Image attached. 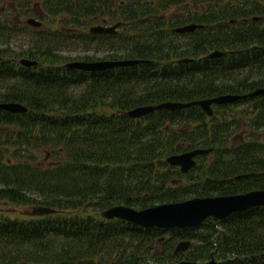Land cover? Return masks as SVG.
I'll return each mask as SVG.
<instances>
[{
	"label": "trees",
	"instance_id": "1",
	"mask_svg": "<svg viewBox=\"0 0 264 264\" xmlns=\"http://www.w3.org/2000/svg\"><path fill=\"white\" fill-rule=\"evenodd\" d=\"M13 1L21 16L37 14L31 12L36 5L39 15L64 14L70 19L62 21L72 26L101 17L102 23L120 25L115 34L43 33L0 17L1 36L22 28L30 39L17 50L0 48V102L27 107L24 113L0 109V201L54 210L27 218L0 213V263L173 264L213 256L220 264H264V207L182 229L143 228L100 216L116 204L144 208L264 188V95L237 102L249 104L252 117L235 121L232 131L215 115L234 104L214 105L212 117L198 106L126 115L139 105L264 87V0ZM170 4L182 5L180 15L165 17L162 8ZM189 23L204 26L173 31ZM80 38L104 47L101 59L150 62L94 72L65 68L69 59L54 51L62 41ZM215 49L233 52L204 57ZM10 57L37 65L27 68ZM183 57L193 60L177 64ZM242 126L251 129V139L235 143L231 135ZM187 148L213 149L184 174L165 159ZM250 172L251 178L232 187L222 184ZM181 239L192 244L174 254Z\"/></svg>",
	"mask_w": 264,
	"mask_h": 264
},
{
	"label": "water",
	"instance_id": "2",
	"mask_svg": "<svg viewBox=\"0 0 264 264\" xmlns=\"http://www.w3.org/2000/svg\"><path fill=\"white\" fill-rule=\"evenodd\" d=\"M257 20L259 17H252ZM235 20H231V23ZM25 23L33 27H39L41 22L33 17L26 19ZM120 22L111 25L97 24L90 26L88 32L90 34H115ZM203 25L190 23L173 29L177 33L193 32ZM232 51L211 50L204 57L218 58ZM192 58H180L176 63L191 62ZM21 65L30 67L37 64L36 60L21 58L18 61ZM147 59H117V60H72L64 64L65 68L77 69L81 71L94 72L103 71L116 67L135 66L141 63H148ZM264 95V87H258L244 94H221L212 97L190 100V101H174L167 100L156 104H145L133 107L126 111V115L131 118H140L146 114L156 110L175 111L199 106L207 115H213L212 105H223L236 102L246 97H254ZM0 109L10 113H24L27 107L19 102H0ZM212 148H194L181 153H174L166 157L165 161L171 166H179L182 173H187L195 166V157L210 152ZM242 176L247 177L248 174ZM241 175H237L239 179ZM264 207V188L252 189L243 193L213 196H194L181 201L164 202L144 208H134L124 204L112 205L100 211V216L105 219H118L132 225L143 228H186L200 225L208 217L216 219H224L232 214L240 213L253 208ZM54 210L44 206H33L32 214L36 216L47 215L53 213ZM165 238H158V242ZM191 245L190 240H180L174 247L173 253L184 252ZM1 264V263H0ZM173 264H220L213 256L205 262L195 260H179Z\"/></svg>",
	"mask_w": 264,
	"mask_h": 264
},
{
	"label": "rangeland",
	"instance_id": "3",
	"mask_svg": "<svg viewBox=\"0 0 264 264\" xmlns=\"http://www.w3.org/2000/svg\"><path fill=\"white\" fill-rule=\"evenodd\" d=\"M36 0H33L35 2ZM155 2H158L157 0ZM19 4L14 2L13 0H2L0 2V17L7 18V20H11L13 24L23 27L24 25H27L25 23L26 19L29 17H33L36 20H39L41 22V25L39 27H33V29L41 30L43 33H49L53 31H62L65 33H75L79 34L82 32H87L90 26L97 25V24H105L110 25L107 22L102 23V17L100 19H87L84 22V25L86 26L79 27V26H72L69 23H64L62 20L70 19L67 18V15H57V16H41L38 14L40 12L39 7L32 6L31 12L37 13L34 15H27V16H21L20 15V7H18ZM182 5H174L170 4L167 8H162V12L165 14V17H175L180 15L179 10ZM162 13L161 16H164ZM32 14V13H30ZM15 20V21H14ZM15 25H8V26H15ZM30 26V25H29ZM81 39V38H80ZM30 39L28 38V32L23 30L22 28L19 29L16 33L13 32L12 36H3L0 35V48H5L6 46H9L11 50H17L19 47H26L27 45H30ZM7 44V45H6ZM6 45V46H5ZM103 49L104 47H100V49H97V45L93 44L91 45L88 42H83L82 39L78 42H72L69 40L62 41L58 47L55 49V53L60 56H67V59L69 61L72 60H87L85 56H90L91 60L101 59L103 55ZM92 56V57H91ZM5 58H8V56H4ZM10 59L14 61H19L20 58H13L10 57ZM49 62V61H48ZM47 63H44L43 65H47ZM62 65V64H59ZM251 106L247 103H236L233 106H228L227 108L220 109L219 112H216L215 119L220 122H223V125L225 128L229 130H235L236 129V123L235 121L243 120L249 121L251 120ZM104 111H107V109H104ZM243 133H242V132ZM246 138L251 139V129L248 127L242 126L241 129H238L236 132H234L231 135V139L235 143H239L242 140H245ZM232 141V142H233ZM233 142V143H234ZM234 144L230 146H226V148H231ZM190 150L187 148L185 151ZM184 151V152H185ZM212 158V155H208L203 161V163H206ZM182 184H184L182 182ZM220 191H218L219 193ZM214 195V194H213ZM0 213H3L4 215H7L10 218H27L32 215V207L30 206H16L12 205L10 203H3V201H0Z\"/></svg>",
	"mask_w": 264,
	"mask_h": 264
},
{
	"label": "flooded vegetation",
	"instance_id": "4",
	"mask_svg": "<svg viewBox=\"0 0 264 264\" xmlns=\"http://www.w3.org/2000/svg\"><path fill=\"white\" fill-rule=\"evenodd\" d=\"M26 26H28V25H26ZM243 174H246V173H240V174H237V175H241V177H240L239 179L236 178L237 175H234V176H233V179L231 178V176L228 177L227 179H224L223 181H225V182H227V183H223V182H222L223 186H229V187H232L233 184L236 185V184L240 183L241 181H245V180L251 178V172L248 173L249 175H248L247 177L242 176Z\"/></svg>",
	"mask_w": 264,
	"mask_h": 264
}]
</instances>
